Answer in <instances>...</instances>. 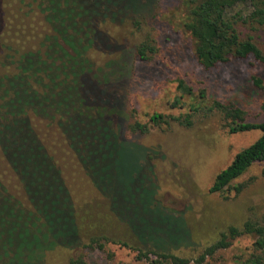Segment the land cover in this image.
<instances>
[{
    "label": "rangeland",
    "instance_id": "1",
    "mask_svg": "<svg viewBox=\"0 0 264 264\" xmlns=\"http://www.w3.org/2000/svg\"><path fill=\"white\" fill-rule=\"evenodd\" d=\"M184 3L99 0L98 6L97 1L88 0V15L98 10L102 15L108 13L106 20L116 22L109 28L111 35L105 31L99 35L93 29L92 35L81 32L84 41L77 46L79 58L66 61L77 73H84L89 54H95V64L105 63L101 77L87 70L78 85L87 108L96 107L90 120L97 124L101 120L94 132L97 136L86 148L92 177L58 127L32 116L69 196H64L53 173L33 186L44 219L34 226L33 218L27 220L2 195L0 264H69L83 252V245L101 236L113 242L106 244L105 252L86 255V264H150L137 259L138 250L174 253L197 264L194 259L231 226L242 228L248 220L264 223V161L254 163L230 189L210 191L217 174L261 135L258 130L230 133L223 115L214 109V101L233 102L247 113L248 120L260 121L264 90L255 86L253 75L261 66L249 56L205 71L182 28ZM72 17L66 25L73 23ZM84 30L89 31L85 25ZM149 33L159 38L161 48L153 61L143 62L135 51ZM251 34L264 51V26ZM91 38L92 44L88 42ZM98 65L96 68L102 67ZM179 79L196 92L204 89L207 99L191 117L190 126L178 120L154 123V113L175 117L187 113L189 100L181 107L173 105L180 93ZM58 91L71 100L77 94L63 82ZM130 121L148 124L149 131L129 134ZM83 129L85 136V125ZM238 184H244L240 193L234 188ZM8 190L22 209H33L21 184ZM255 240V235H241L203 264H241L249 258Z\"/></svg>",
    "mask_w": 264,
    "mask_h": 264
},
{
    "label": "trees",
    "instance_id": "2",
    "mask_svg": "<svg viewBox=\"0 0 264 264\" xmlns=\"http://www.w3.org/2000/svg\"><path fill=\"white\" fill-rule=\"evenodd\" d=\"M94 1L99 6V0ZM185 2L181 24L189 35L197 63L205 71H210L218 65L252 56L261 66V70L253 75V83L264 90V51L251 34V31L264 26V0ZM87 3L88 0H0V197L3 195L6 203L17 206L27 220L33 218L34 226L40 224L43 217L42 210L35 203L33 186H39V181H46L53 173L64 196L66 194L68 197L69 194L60 169L39 137L32 116L54 123L91 175L86 148L97 136L94 132L101 120H97L98 124L90 120L95 117L96 107L88 105L87 108V100L83 98L78 85L80 77L87 74L85 71L92 69L100 75L105 63L96 68L98 64L92 60L95 54H89L86 58L89 67L85 65L84 73H77L73 71L74 67L69 69L66 61L67 58H79L77 46L84 41L81 32L92 35L93 29L99 35L104 31L111 35L109 28L116 22L113 18L106 20L108 13L102 15L98 10L88 15ZM71 16L73 23L68 26L66 22L70 21ZM84 25L89 31L84 30ZM97 40L95 38L94 43ZM88 42L92 44V38ZM160 48L159 38L149 33L137 45L135 55L140 61H153ZM97 73L95 75L100 80ZM62 82L69 84L74 93L77 91L72 100L61 97L58 88ZM178 88L180 93L173 105L181 107L189 100L185 116L154 113L151 116L154 123L166 125L178 120L180 124L192 125L191 117L201 109L199 107L207 99V93L204 89L196 92L184 79L178 80ZM214 107L223 115L230 133L261 132L257 140L239 151L232 162L217 174L210 187L212 193H217L233 187L234 181L254 163L264 161V117L260 121H250L246 118L247 113L233 102L215 100ZM121 117L119 110L118 118ZM84 125L88 133L85 136ZM113 126L114 133H117L115 123ZM148 131L146 123L129 122V134H145ZM15 183L24 188L33 205L32 210L22 209L12 199L8 188ZM234 188L240 193L244 184L235 185ZM69 206L74 216L72 204ZM244 234L255 235L256 240L249 258L241 264H264V223L252 220L246 221L242 228L231 226L217 241L207 246L194 262L203 264L219 251L229 248L236 238ZM108 242L113 241L107 236L93 237L83 245V252L79 256L70 259L69 264H86V255L96 250L105 252ZM137 259L147 260L150 264L191 262L174 253L143 250H138Z\"/></svg>",
    "mask_w": 264,
    "mask_h": 264
}]
</instances>
